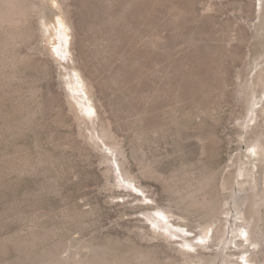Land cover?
<instances>
[{"label":"rangeland","instance_id":"obj_1","mask_svg":"<svg viewBox=\"0 0 264 264\" xmlns=\"http://www.w3.org/2000/svg\"><path fill=\"white\" fill-rule=\"evenodd\" d=\"M51 3L67 42L43 32L36 11L29 32L0 27V264H53L91 247L110 264L140 249L161 264H195V232L174 238L148 216L204 225L207 237H194L201 246L232 235L226 213L205 220L198 204L185 214L180 201L216 185L227 202L239 188L233 161L249 142L241 122L251 81L260 83L252 116L264 135V56L253 70L264 53V0ZM256 210L262 240L246 253L234 246V264L251 253L264 264V201Z\"/></svg>","mask_w":264,"mask_h":264},{"label":"bare ground","instance_id":"obj_2","mask_svg":"<svg viewBox=\"0 0 264 264\" xmlns=\"http://www.w3.org/2000/svg\"><path fill=\"white\" fill-rule=\"evenodd\" d=\"M0 2L2 3V5H4L0 9V27H2L3 25L5 26L4 23L7 22L9 23L13 22L14 24L17 22L19 23L21 29L25 28L24 26L28 21L27 15H29L31 11L34 12L36 11L39 14V17L42 19V22L44 21L45 30L43 32L46 31L49 33L51 32V30H53L54 32H52V34L62 36L65 42H67L66 40H68L70 35L66 30L67 27L66 23L64 22L63 18L60 17L59 12L55 10V8H53L51 0H0ZM2 13H4L3 16H1ZM52 13L54 15H52ZM55 17L58 21L59 27L57 26ZM17 28H19V26ZM26 29L28 28H25V30ZM60 29L63 30L59 31ZM13 31L15 33V31L17 30H13ZM26 31L29 32V30ZM21 32L22 30L19 31L20 34ZM28 35L29 34H27L26 36ZM12 37H14L13 34ZM57 52H59V50H57ZM263 56L264 53L262 56L259 57L257 61H254L256 63L254 64L255 67L253 66L254 67L253 70L257 69L260 66V64L262 63V60L260 58H262ZM259 85L260 83L256 81H251L249 85L250 90L247 93V113L241 122L242 126L246 128L249 127L248 130V133L250 134L248 136L249 142L245 149L244 148L241 149V152H239L237 158L234 159L233 161V164L237 165L238 174L236 175V177H238L237 183L240 184V186H238L239 188H236L237 186H234L232 188L231 197L227 202H224L222 200L221 194L219 192V189L216 188L217 187L216 185H212V188L209 191L203 192L201 194H196V189H194L191 191L189 195L186 196V199L189 200L186 201V199H184L180 201V209L185 214L186 213L191 214V212L194 211V206L198 204L200 206L199 209L202 210L203 213L205 214L204 216L205 220L207 218L210 221L213 220V222H216L220 214L226 213L227 223L231 224L228 225L230 227L229 231L230 233L232 232V235L222 234L220 236H217L218 238H215L216 241L214 244L208 246H201V244L194 242V237H198L201 239H205L207 237L208 234L206 233L207 231L204 229V225L200 224V226H196L189 219L183 222L178 220H171L169 218L170 216L167 215L168 213H164V211L158 212L159 217L161 216L162 218H164V220H162V218L161 220H159L155 216H148V214L151 212L147 214V216L150 217L153 220V222L156 224L158 229L164 230L163 232L167 234L169 232V234L174 236V238L182 235L179 233V230L183 231V233L185 234H187V232H190V234L195 232L194 237L191 236L189 238L188 241L189 245L187 246L190 249L195 248L194 249L195 254L187 253V255L193 259V262L195 264L240 263L239 260L232 259L234 253H232L231 249L234 246L237 247L245 246V248H243L244 250L243 249L242 250L246 253L247 251L251 250L250 246L252 244L259 243L262 240V237H260L259 215L257 213L256 206L260 202L264 201V194H260V195L256 194L255 188L258 186L261 176L258 177L257 181H254L255 174L253 172L254 169L252 167V165H254L255 159L259 160L261 166L260 169L262 168L264 175V135L259 134L256 130L259 126V123L257 122L258 115L255 117L252 116V111H253L252 107L253 105H255L258 98V94H257L258 92L256 91V88L257 86L259 87ZM69 89L74 93L75 92L78 93L79 96L78 90L75 89L73 86H70ZM72 97L76 99L74 95ZM111 151L113 153V156H115L116 150L111 149ZM215 175L216 174H214L213 176L211 175L208 178L204 179L202 184L199 186V188L204 189L206 186L213 184L215 180ZM125 179L126 180L130 179L133 182L131 178L126 177ZM247 186H249V188ZM137 207L142 209L140 205H138ZM152 208L155 209V207ZM158 209L160 210V208ZM141 219L144 220V218ZM245 233L246 236L244 235ZM206 247L213 249L214 252L211 254L204 253L202 250L205 249ZM90 249H91L90 250L91 253L88 254L87 256L84 257L74 256L68 258L65 257L62 259H58L53 264H110L105 250L100 249L98 247L97 248L91 247ZM132 255H133L132 259L125 258L123 260L124 264H161V262L157 259L155 255L154 249L153 250L140 249L135 253H133ZM257 259H259V257H257V255H255L254 253H251L243 257V263L253 264L254 262H257Z\"/></svg>","mask_w":264,"mask_h":264},{"label":"snow or ice","instance_id":"obj_3","mask_svg":"<svg viewBox=\"0 0 264 264\" xmlns=\"http://www.w3.org/2000/svg\"><path fill=\"white\" fill-rule=\"evenodd\" d=\"M244 235L246 236V233Z\"/></svg>","mask_w":264,"mask_h":264}]
</instances>
